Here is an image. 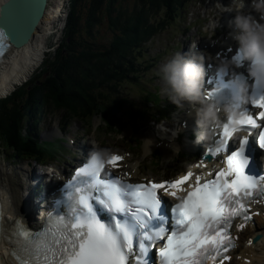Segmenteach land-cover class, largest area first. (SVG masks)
Masks as SVG:
<instances>
[{
	"label": "snow or ice",
	"instance_id": "snow-or-ice-1",
	"mask_svg": "<svg viewBox=\"0 0 264 264\" xmlns=\"http://www.w3.org/2000/svg\"><path fill=\"white\" fill-rule=\"evenodd\" d=\"M9 4L5 0L0 6V58L15 47L13 38L20 27V12L6 11ZM233 61L238 63L239 56ZM216 89L206 92L205 99H211ZM251 105L257 110L255 115L242 112L233 128L224 122L206 156L225 153L234 133L248 134L240 136L238 146L222 156V167L204 180L197 175L187 190L182 185L193 175L191 171L172 180L127 183L111 173L101 175L105 165L117 167L121 156L112 154L95 162L89 158L61 187V196L53 201L41 229L27 227L20 212L11 226H0V234L11 248L10 259L15 264L228 261L226 254L236 247L237 237L230 231L233 221H242L235 226L239 232L252 217L248 204L264 201V175L247 174L249 161L244 155L249 136L264 150V95L253 97ZM164 195L177 202L168 204Z\"/></svg>",
	"mask_w": 264,
	"mask_h": 264
},
{
	"label": "trees",
	"instance_id": "trees-1",
	"mask_svg": "<svg viewBox=\"0 0 264 264\" xmlns=\"http://www.w3.org/2000/svg\"><path fill=\"white\" fill-rule=\"evenodd\" d=\"M187 2L69 0L65 35L53 58L48 63L45 60L42 70L36 71L39 73L0 101V148L14 150L12 159L16 154L19 158L35 160L49 155L45 141L36 139L34 128L44 108L60 111L63 119H81L88 126L96 116L100 119V130L117 132L122 126V110L127 113L126 108L133 102L120 97L112 84L117 88L124 83L138 85L136 74L140 75V67H149L138 61L145 47L143 41H151L170 23L179 20ZM157 5L163 6L164 12L155 20L156 28L146 22L152 20L153 10L159 9ZM143 93L152 98L147 100L151 103L148 110L154 115L150 119L163 118L170 113L172 105H158L157 93L146 90ZM11 96L14 101L8 105L6 102ZM128 112L130 120L141 121L147 114L138 110ZM23 128L27 129L26 134ZM151 156L149 164L156 166L153 159L156 151Z\"/></svg>",
	"mask_w": 264,
	"mask_h": 264
},
{
	"label": "rangeland",
	"instance_id": "rangeland-1",
	"mask_svg": "<svg viewBox=\"0 0 264 264\" xmlns=\"http://www.w3.org/2000/svg\"><path fill=\"white\" fill-rule=\"evenodd\" d=\"M61 1H62V7L65 6V2H64L65 0H61ZM212 1L216 2V0H189L188 5L184 10V13L182 14V17L179 20H177L174 23H170L163 31L156 34L151 39V41L148 42H146V40L143 41L145 47L142 49L143 52L142 54H140L141 56L140 58H138V61L141 63V65L148 64L149 67L148 69H145L144 67H140L139 69L140 75L136 74V78H139L138 79L139 81H137L138 85L132 84L133 85L132 86L130 84L124 83V85L118 86L117 88L112 84V87L116 91H118V95L120 97L124 98L126 101L132 100L133 102V105H130V108H126L127 113H125L122 110L120 114L119 113L120 110L117 111L118 115L120 114L122 116L121 117L122 126L119 130L117 129V132L116 131L106 132L103 129L100 130L99 129L100 119L96 116L91 119V126H88L81 119H69V118L63 119L60 111L57 112L49 108H45V110H43L42 119L37 121L38 133L35 132V134L36 135L40 134L39 136L41 140H48L46 141V145L49 150V155L55 156L53 160H49L48 162L51 161V163L54 166H56V168L60 167L61 169L66 170L70 164L73 165L75 163V160H73L74 157H72L74 153L70 147L76 149L75 146L88 143L89 146L91 144V146H94L95 148L97 147L105 148V152H114L118 154L127 155L131 163L133 162L134 164L138 163L139 167L137 173L139 175L141 176L148 175L158 178L165 176L168 177V175L174 174L175 172L182 170L184 168L183 165L186 164V162L192 161L194 158H196L195 157L196 155L194 156L190 155L192 154L190 152L193 151H187L181 149L179 150V153L183 155L179 154L181 158L179 159L177 152L176 151L171 152L170 148H167L164 145L163 141L154 142L153 146L151 147V152H146L144 150L143 139H146V136L148 134L151 135V137L156 136V130L154 128V125L155 124L167 125L166 123L172 125L174 122V115L178 113V109L176 110V112H174L171 115L169 120H164L165 122L164 121H161L159 123L148 122V120L154 116L152 112L148 110V108L151 107V103L147 102V100H151L152 98L151 96L143 93V91L146 90L149 92H154L153 86L157 85L158 93L159 96L161 97L160 99L158 98L159 100L158 105L167 102L172 104L171 102H169L168 99L165 100V102L163 100L164 97H167L166 96L167 94L165 92V86L163 80L157 77L159 66L163 64L167 59H169L175 53L177 52L183 53L184 51H181L179 48L184 45L190 44L194 40L200 42L202 38L208 39V37H210V35L213 34L212 35L213 38L216 39L217 37L218 40H220L221 42L219 36L223 35L225 37L227 35L226 34L227 29L222 26L225 20L228 18V13H223L225 14V16L220 17L217 13V10L212 7L211 4ZM224 2L226 3V5L229 4V0H224ZM56 3L57 0H50L49 8H51V15L49 14L48 15L49 17L47 18L49 19V21H46L47 19L45 21L43 20L42 21L43 23L41 22L42 28L39 29L40 33H42L44 30L47 32L49 31L48 34L46 33L44 36L45 37L43 44L44 58L42 57V61L40 62V64L31 72L29 76H27V78H25L22 82L19 81L18 84L25 83L27 80H29V78L39 73L36 71H38L39 68L40 70H42L43 68L42 65L45 60L47 61L46 63H48L53 58L54 52L61 44L64 38L65 24L63 28L62 12L63 10H65V8L64 9L62 8L60 15L59 13L55 14L52 10L55 8ZM158 7L159 9L158 10L154 9L153 13L151 14L152 20H148L146 22L147 24H154L156 28H157V24L155 20H158L164 12L163 6L161 7L158 6ZM68 11L66 14V18L68 16ZM214 13L218 15V18H220V19H216L218 20V24H219L218 29H213V27L211 26V21H214L213 20ZM161 21L163 22V20ZM44 27L47 29H45ZM17 87L18 86H15V90L17 89ZM3 95H6V93ZM153 99L156 100V97L154 95H153ZM3 100L1 101L0 99L1 102H3ZM13 101H14V96H11V99L7 100L6 103L9 105L10 102ZM172 105L174 106V108H176L174 104ZM132 110H136V111L138 110L144 113L146 112L147 114L141 118L142 119L141 121L130 120L128 118H130L131 113L128 111H132ZM143 120H147V121L145 122ZM53 128L58 132V134L49 135L51 132H56ZM184 134L185 132L182 133V136ZM60 136L64 137L65 144L64 142L61 141H55V142L51 141L54 138H60ZM72 138L73 141H75L74 143L72 142ZM135 138H137L138 141H135ZM136 142H138L137 146H136ZM0 151L2 152V154H0V160L7 168L10 169V171L13 172L17 180L20 181V179H22V176L20 177V174L21 175L23 174L18 169H15L19 164L21 165L25 162V164H31L32 166H35L38 170L37 163L33 161L31 162L15 161L13 162L15 164V166L13 167L12 165L9 164L10 162L8 161V159L10 158L3 154V151L7 154L10 151L9 148L7 147L6 150L0 148ZM152 151L153 152L156 151V155L159 158L158 160L154 158V161H156L157 163L156 166H151V164H149V160L152 157L151 156ZM14 160H11V162ZM41 169L44 170L45 168L41 167ZM135 176L137 177L138 175ZM135 176H133L132 178L133 179L140 178V177L136 178ZM236 261L237 259L234 257L231 263H236Z\"/></svg>",
	"mask_w": 264,
	"mask_h": 264
},
{
	"label": "clouds",
	"instance_id": "clouds-1",
	"mask_svg": "<svg viewBox=\"0 0 264 264\" xmlns=\"http://www.w3.org/2000/svg\"><path fill=\"white\" fill-rule=\"evenodd\" d=\"M3 2L5 0H0V3ZM245 7V0H229L227 6L216 2L213 6L219 16L225 12L234 13L228 21L230 36L238 46L239 57L248 64V76L254 81L255 88L264 93V0H249L248 7L258 15L259 20L245 11ZM211 26L219 27L218 20L211 21ZM235 64L233 60L221 61L217 65V71L223 74ZM158 72L169 102L176 106H181L182 102L195 106V123L199 132L195 134L194 143L208 140L211 133L222 127L224 122H229V128L236 127V122L242 117V106L253 99L249 94L250 86L236 78L229 83V99L221 103L220 88L213 93V99H205L202 93L205 67L198 53L177 52L159 66ZM154 128L157 138L166 137L169 140L171 152L179 151L171 141L177 136L180 128H169L164 124H155ZM143 141L144 150L151 152L153 139L146 138ZM106 158L107 155L103 151L90 154V160L93 162ZM6 214H10V207L6 201H0V218ZM0 254L7 255L2 246Z\"/></svg>",
	"mask_w": 264,
	"mask_h": 264
},
{
	"label": "bare ground",
	"instance_id": "bare-ground-1",
	"mask_svg": "<svg viewBox=\"0 0 264 264\" xmlns=\"http://www.w3.org/2000/svg\"><path fill=\"white\" fill-rule=\"evenodd\" d=\"M68 6L69 3L67 2L65 3V6L62 7V1L57 0V3L55 4V8L52 11L55 14L59 13L60 15L62 8L63 9L65 8V10H63L62 12V16L64 17V13L67 10ZM47 12L50 13L51 15V8H49ZM48 17H44L43 20L45 21ZM46 21H49V19H47ZM42 23L39 24V27L37 26L35 28V30L32 33V37L30 38L28 43H26L22 47L11 48L6 55V58L0 64V70H1L0 96L5 93L6 94L10 93L9 91L12 90L14 84L19 83V81L22 82L25 78H27V76H29L31 72L40 64V62L42 61V57L44 58L43 44L45 40L44 36L47 33V31L44 30L42 33H40L39 29L42 28L41 27ZM220 39L221 42L220 40H218V38L214 39V41L218 44H222V41H228L230 38L226 35V37L221 36ZM188 53H189V49L187 48L186 51H184L182 54H188ZM204 66L207 67L208 70L212 69L211 66L208 65L206 62H204ZM26 82H28V80ZM176 108H178V113L174 115V122L172 126L174 128H180V131L177 134V136L174 138V140L171 141V143L176 145L179 148V150L184 149L187 151H191L194 149L193 142L188 141L185 137L192 132L193 133L199 132V129L195 123V106L190 105L187 102H182L181 106H176ZM43 110H45V108ZM30 114L33 115V112H30ZM35 124L38 125V122L35 121ZM169 125L170 124H167L165 126L169 127ZM183 132H185V134L182 136ZM56 134H58L57 131L51 132L49 135H56ZM179 136H181L182 139L179 140L178 139ZM146 138H151L153 139L154 142L163 141L164 145L167 148H170L169 140L166 137L164 139H159L157 138V136L151 137V135L148 134ZM83 145H80V147L84 150H88L87 149L88 147L86 145L84 146ZM75 148L77 149V146H75ZM176 152L177 155H179V151ZM121 157L122 160L120 161V163H122L125 160V155ZM201 163H203V167L200 166ZM138 167H139L138 163L134 164L133 162L129 164L128 170H124L123 173L129 174V172L132 171L130 174L138 175L137 177H141V175L137 173ZM17 168L21 169L24 175L27 176L28 175L27 169H29L30 166H27L25 164L22 165L19 164L17 165ZM209 169H211L210 162L199 159L197 163L190 165L187 171H191L193 174L191 177L194 178L196 177V175L205 174L206 171ZM63 173L64 170L57 168L58 175L56 174L55 175L60 179L59 181L55 179L53 183L61 182ZM12 174L13 173L0 160V194L3 198V201H6L10 207V214H6L3 217L5 224L8 226H10L15 220L17 212H20L22 221L24 222L28 221V214H27L28 207L26 205L27 187L29 192L34 191V188H32V185L29 183V181L26 187V182L22 183L20 181L15 180ZM38 174H40V172H38ZM27 177L29 180V175ZM187 184L188 181H186L185 184L182 185V187H187ZM44 200L45 202L49 201L45 194H44ZM251 212H253L254 215L252 221L247 222L245 224V227L239 230V232H237L236 227L234 228V232L236 233V237H237L236 239L237 245L233 249V253L230 254L229 259L231 260V256L236 255V258L238 259L237 264H264V201L252 203ZM258 233L261 234H259L258 238H255L254 235ZM249 239H251L253 243L248 244L247 241ZM2 248L6 250L7 255L0 254V262H2V264H13L9 259L8 245L4 244Z\"/></svg>",
	"mask_w": 264,
	"mask_h": 264
},
{
	"label": "water",
	"instance_id": "water-1",
	"mask_svg": "<svg viewBox=\"0 0 264 264\" xmlns=\"http://www.w3.org/2000/svg\"><path fill=\"white\" fill-rule=\"evenodd\" d=\"M47 2L48 0H10V4L6 6L5 10L18 9L20 12L19 32L13 38L15 47H22L28 43L33 31L41 23ZM4 3H0V6Z\"/></svg>",
	"mask_w": 264,
	"mask_h": 264
}]
</instances>
